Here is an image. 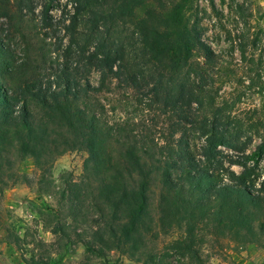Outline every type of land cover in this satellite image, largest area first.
Listing matches in <instances>:
<instances>
[{"label":"trees","instance_id":"trees-1","mask_svg":"<svg viewBox=\"0 0 264 264\" xmlns=\"http://www.w3.org/2000/svg\"><path fill=\"white\" fill-rule=\"evenodd\" d=\"M191 1H74L77 12L93 7L89 18L96 28L136 18L145 57L139 67L101 34L88 54L76 52L74 66L65 61L51 73H34L0 39V180L9 172L6 179L26 182L27 175L13 165L17 157L30 156L42 174L38 181L50 183V163L68 151L85 152L80 178L61 191L70 222L52 232L73 233L89 251L117 250L141 264H188L155 261L146 250V234L177 229L184 236L170 247L190 263L208 264L197 247L198 232L239 244L264 242V179L255 187L254 167L246 165L252 155H243L251 137L241 140L243 128H260L256 152L264 161V117L243 127L231 115L235 102L219 94L218 84L232 62L202 39L199 19L188 26ZM210 7L217 15L213 0ZM138 9L143 15L136 17ZM236 14L241 27L230 37V49L239 52L244 86L263 93L264 43L251 33L248 7L237 4ZM194 51L201 59H190ZM91 68L99 72L97 85L88 80ZM32 74L35 81L29 80ZM112 80L169 112L162 139L149 132L132 135L109 120L97 94ZM219 147L241 152L245 161H229L242 167L239 173L223 165ZM24 262L42 264L25 257Z\"/></svg>","mask_w":264,"mask_h":264},{"label":"rangeland","instance_id":"rangeland-1","mask_svg":"<svg viewBox=\"0 0 264 264\" xmlns=\"http://www.w3.org/2000/svg\"><path fill=\"white\" fill-rule=\"evenodd\" d=\"M74 1L0 0V39L9 46L18 64L28 60L34 73L45 74L51 73L65 61L74 66L76 52L84 51L88 54L101 34H106L108 40L122 46L133 67H139L140 63L145 62L141 52L142 29L135 17L115 22L113 25L108 24L107 29L102 26L96 28L89 18L93 7L86 5L77 12ZM213 2L217 15L210 7V0H192L186 11V21L190 27L195 19H199L202 39L232 62L231 67L220 75L218 92L229 103L235 102L231 115L245 127L257 115L264 117V92L258 93V88L244 86L248 80L236 64L239 61V52L230 49V37L241 27L236 5L243 4L250 13L251 33L262 38L264 43V0ZM136 13V17L142 16L143 10L138 9ZM72 18V26L67 27ZM197 57L201 59L198 52L194 51L190 59ZM87 74L90 83L97 85L99 72L91 68ZM33 76L34 74L29 80L35 81ZM53 77L54 74L50 79ZM77 79L83 81L82 78ZM108 85L109 89L97 96L105 104L112 123L122 124L132 135L149 132L160 139L168 133L172 118L169 112H162L159 105H152L134 90L119 87L115 80ZM242 133L241 140L251 137L243 155H252V158L246 159V165L254 167L250 177L254 179L255 187H258L259 182L264 179V161L256 152V147L261 143L262 130L243 128ZM219 149L222 151L223 165L230 166L239 173L242 167L229 161H245L241 152L226 147ZM85 157L86 153L80 150L68 151L58 156L48 165V173L52 179L50 183L38 181L42 174L34 168L30 156L16 158L13 167L27 175L29 180L13 182L12 179H6L9 172H6L4 180H0V264H25L24 257L39 260L42 264L142 263L131 262L117 250L89 251L73 233L67 237L60 231L52 232L57 231L59 225L65 226L70 222V218L65 216L67 203L62 200L61 191L67 188L70 181L80 178ZM156 232L155 229L145 237L146 250L155 255V261L193 264L187 255L170 247L171 243L184 236L183 233L177 229L166 233ZM198 235L201 238L197 247L201 258L208 264H246L248 259L252 264H264V242L239 244L230 238L207 231L198 232Z\"/></svg>","mask_w":264,"mask_h":264},{"label":"crops","instance_id":"crops-1","mask_svg":"<svg viewBox=\"0 0 264 264\" xmlns=\"http://www.w3.org/2000/svg\"><path fill=\"white\" fill-rule=\"evenodd\" d=\"M244 260V259H243ZM244 262V261H243ZM246 264H252L249 259L245 262Z\"/></svg>","mask_w":264,"mask_h":264}]
</instances>
